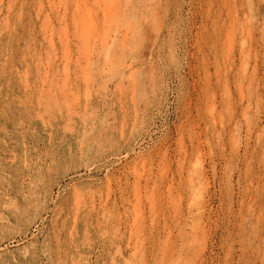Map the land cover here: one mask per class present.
I'll return each instance as SVG.
<instances>
[{"label": "rangeland", "instance_id": "obj_1", "mask_svg": "<svg viewBox=\"0 0 264 264\" xmlns=\"http://www.w3.org/2000/svg\"><path fill=\"white\" fill-rule=\"evenodd\" d=\"M0 264H264V0H0Z\"/></svg>", "mask_w": 264, "mask_h": 264}, {"label": "bare ground", "instance_id": "obj_2", "mask_svg": "<svg viewBox=\"0 0 264 264\" xmlns=\"http://www.w3.org/2000/svg\"><path fill=\"white\" fill-rule=\"evenodd\" d=\"M232 69V68H231ZM226 86V85H225ZM207 88V87H206ZM208 89V88H207ZM210 89V88H209ZM209 92V91H208ZM224 151V150H223ZM222 152V151H221ZM4 205V204H3Z\"/></svg>", "mask_w": 264, "mask_h": 264}]
</instances>
